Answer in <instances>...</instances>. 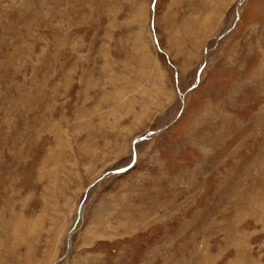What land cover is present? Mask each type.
Wrapping results in <instances>:
<instances>
[{
  "label": "rangeland",
  "instance_id": "374dc122",
  "mask_svg": "<svg viewBox=\"0 0 264 264\" xmlns=\"http://www.w3.org/2000/svg\"><path fill=\"white\" fill-rule=\"evenodd\" d=\"M0 264H264V0H0Z\"/></svg>",
  "mask_w": 264,
  "mask_h": 264
},
{
  "label": "bare ground",
  "instance_id": "6f19581e",
  "mask_svg": "<svg viewBox=\"0 0 264 264\" xmlns=\"http://www.w3.org/2000/svg\"><path fill=\"white\" fill-rule=\"evenodd\" d=\"M189 23V22H188ZM192 24V23H191ZM192 29V28H191ZM82 212V211H81Z\"/></svg>",
  "mask_w": 264,
  "mask_h": 264
},
{
  "label": "water",
  "instance_id": "95a60500",
  "mask_svg": "<svg viewBox=\"0 0 264 264\" xmlns=\"http://www.w3.org/2000/svg\"><path fill=\"white\" fill-rule=\"evenodd\" d=\"M72 233V232H71Z\"/></svg>",
  "mask_w": 264,
  "mask_h": 264
}]
</instances>
